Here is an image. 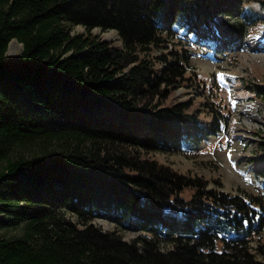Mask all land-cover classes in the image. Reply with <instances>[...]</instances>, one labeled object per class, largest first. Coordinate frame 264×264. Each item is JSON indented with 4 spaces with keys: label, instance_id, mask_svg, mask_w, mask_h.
Instances as JSON below:
<instances>
[{
    "label": "trees",
    "instance_id": "1",
    "mask_svg": "<svg viewBox=\"0 0 264 264\" xmlns=\"http://www.w3.org/2000/svg\"><path fill=\"white\" fill-rule=\"evenodd\" d=\"M243 2L0 0V264H264L262 246L260 259L249 250L264 229V194L204 188L168 165L114 149L178 151L223 128L226 103L210 105L202 120L191 101L169 97L192 84V52L155 48L161 25L180 38L173 24L208 25ZM243 13L228 35L264 20ZM76 25L84 31L72 33ZM93 28L115 30L121 45ZM12 39L23 50L8 56ZM205 93L218 97L220 84L209 81ZM38 140L62 148L9 158L14 144ZM260 144L255 177L264 185ZM97 218L116 228L103 230ZM127 229L138 235L124 239Z\"/></svg>",
    "mask_w": 264,
    "mask_h": 264
},
{
    "label": "rangeland",
    "instance_id": "2",
    "mask_svg": "<svg viewBox=\"0 0 264 264\" xmlns=\"http://www.w3.org/2000/svg\"><path fill=\"white\" fill-rule=\"evenodd\" d=\"M241 8L243 9L242 6ZM242 15L243 12L240 10L229 15L220 13L216 15L214 22H218L219 24L217 25L223 31L227 29L230 23L240 22V18H243L244 21V16ZM261 24H264V22L258 23L255 21L243 24V30H239L237 33V41H233L228 37L227 39L229 40L220 38L219 49H217L218 43L215 40V48L218 52L216 55L217 59L215 58L216 61L208 60L198 54L191 56L189 58L190 66L187 68V71L190 74L192 72L195 73L193 74L192 84L189 81L187 85H177L172 89V92L168 93L173 103L177 101H191L192 108L196 109V113H200L202 120L207 119L210 105L214 106L217 102H220L223 104L227 103L230 106V103L233 101L232 99H236V101L239 100L238 98L251 99L253 102L248 107L245 106L247 105L246 103L244 106L236 105L235 108L229 107L231 109L230 121L221 133H223V141L228 134H234L236 138L234 142L226 143L224 141L220 144L218 139H213L211 134L205 137V146L202 144L204 142L198 143L193 141L188 145L182 144V150L180 151H144L120 145L114 148L116 153L153 159L159 163L168 165L172 170L184 175L186 178L198 180L200 184L204 183V188L218 189L235 195L257 193V191L263 193L264 187L258 189L257 187L260 186H255L254 177L255 171L261 163L258 159L255 161L253 158L259 157V154L262 152L260 143L264 141V46L261 43L264 27H258ZM205 29V23H200L196 27L179 28V33L182 34L180 38L171 36L163 31V34L160 36L163 40L161 46H157L155 50L158 53L161 52L166 55L169 54L170 50H180L182 47L188 49V51L189 49L194 50L196 53L200 50V46H203V50H205V42L209 39V36H204ZM82 31H84V28L80 25L71 28L72 33ZM92 31L99 34L103 39L111 41L113 44L121 45V40L113 29L101 32L99 28H93ZM252 40L255 43H252V45H255L254 49L250 46ZM21 46V43L13 40L9 46L10 53L13 55L19 54ZM218 74H224V76L219 78ZM210 80L220 81L221 83L235 81L233 92H236L237 97L233 96L232 98L231 94L222 86L218 97L214 98L212 95L207 98L205 96L207 95L205 93L206 83ZM212 100L215 102L210 104ZM211 139L217 140L215 146H213V142L209 143ZM61 148L54 142L41 140L16 143L10 150L9 158L17 159L20 156H41L59 151ZM184 150H187L189 153H185ZM64 216L71 220H77L69 212H65ZM93 222L103 230L116 228V225L109 220L97 218ZM78 223L81 224L80 222ZM257 234H259L258 237L255 235L253 240L249 241V250L260 259L262 258V254L255 251V247L262 246V250L264 251V229ZM136 235L138 233L127 229L123 238L127 240ZM170 247L168 244L161 245L162 250ZM216 247L222 248L219 242L216 243ZM228 252L233 253L237 251L229 248Z\"/></svg>",
    "mask_w": 264,
    "mask_h": 264
},
{
    "label": "clouds",
    "instance_id": "3",
    "mask_svg": "<svg viewBox=\"0 0 264 264\" xmlns=\"http://www.w3.org/2000/svg\"><path fill=\"white\" fill-rule=\"evenodd\" d=\"M242 7L244 11H252L255 13L264 14V6H262V0H244ZM243 22V18H241ZM258 27H264V24L258 25Z\"/></svg>",
    "mask_w": 264,
    "mask_h": 264
},
{
    "label": "water",
    "instance_id": "4",
    "mask_svg": "<svg viewBox=\"0 0 264 264\" xmlns=\"http://www.w3.org/2000/svg\"><path fill=\"white\" fill-rule=\"evenodd\" d=\"M13 40H16V39H12L10 42H9V44H8V47H7V50H6V54L8 55V56H11V55H13V54H11L10 53V44H11V42L13 41ZM22 50H23V47L21 46V48H20V53L22 52Z\"/></svg>",
    "mask_w": 264,
    "mask_h": 264
},
{
    "label": "bare ground",
    "instance_id": "5",
    "mask_svg": "<svg viewBox=\"0 0 264 264\" xmlns=\"http://www.w3.org/2000/svg\"><path fill=\"white\" fill-rule=\"evenodd\" d=\"M247 104V103H246ZM244 105V104H243ZM246 106V105H245Z\"/></svg>",
    "mask_w": 264,
    "mask_h": 264
}]
</instances>
